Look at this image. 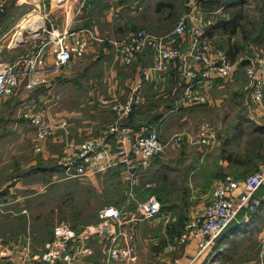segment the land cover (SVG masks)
Instances as JSON below:
<instances>
[{"label":"rangeland","instance_id":"obj_1","mask_svg":"<svg viewBox=\"0 0 264 264\" xmlns=\"http://www.w3.org/2000/svg\"><path fill=\"white\" fill-rule=\"evenodd\" d=\"M65 1H67L66 4ZM104 1L106 2L104 6L94 8L95 4L89 3L87 5V0L84 7L79 4L78 0H62V3L58 4L55 3V0H22L21 3L7 0V10L19 12V21L28 17L29 13H34V16L40 18L41 23L38 20L36 21L35 27L37 29L35 31L31 28V30L23 29L21 33L23 42L13 51H8L6 47L10 45V42L12 44L16 43L15 33L17 28L15 24L11 27L9 25L0 42L2 59L10 60L15 52H23L32 44H40L46 41L53 28L62 30L65 28L63 27L65 23L73 28L71 26L72 21L79 28L89 27L95 37L90 38L89 44L93 46L91 54H86L81 58H73L75 62L71 66V73L62 80V75L65 76L66 69L57 78L51 85V95L47 98H41L34 103H29L26 99L23 101L20 99L13 100V105L6 102L10 106L9 109H12L9 113H5L2 120H0V162H4L3 172L0 171V173L4 175V178H7L0 180L5 182L4 190L19 181L30 183L29 187L33 190V196L25 199V201L3 206L13 211H16L20 206L28 207V215L30 216L29 236H27L21 217H12V214L8 213L0 219V261L4 260L6 264L37 263L38 254L42 253L47 243L52 242L50 232L58 224L65 223L80 233H91L89 228L95 227L96 213L103 208L105 200L113 197L114 193L107 185V175L94 176L88 179L67 177L64 172L63 174L59 172L58 167L55 169L57 165L55 163L50 164L51 169L47 167H45V170L39 169L40 165H45L43 162L38 161L37 155L33 154L31 150V140L33 133L35 134V128L21 117L22 110L29 104L50 114L58 112L60 109L75 108L82 102L85 103L89 96L88 92H90V96L95 94V87L92 90V86H95V79L102 80L103 76L106 77L109 74L107 70L109 65L107 64L110 63L105 61H108L109 57L111 60V55L107 56L109 51L103 52V47H109L100 38L102 35L120 37L128 30L136 28L147 29L152 33L155 32L154 34H161L163 33L161 31L165 32L171 29L177 22V17L183 13L181 0H176L178 8H164L158 11L154 10L155 0H141L140 8L137 7L135 12H132L134 9L132 7L133 2L127 0L125 2L121 1L122 3L118 2L120 0H116L115 3L111 0ZM215 2L204 3V7L212 6V9H217L216 14L214 13L215 24L218 21L220 23L223 20L231 19L233 15H237V26L234 32L221 26H215L209 32L213 41L222 48L230 46V54L234 57L243 55L246 50L264 51V0H219ZM116 4L121 5L118 11L113 8ZM49 7L52 9L51 12L48 9ZM92 7L93 9H91ZM109 8L113 14L109 13ZM94 10L95 22L90 20L91 25H86L91 16H94ZM110 16L111 18H109ZM230 26L231 24L228 28ZM109 28L110 31L108 32ZM95 54L100 55L97 60ZM134 64L139 65L135 62ZM135 65L132 64L128 67V70L124 69V66H120L118 72L123 75L125 73L128 76L130 69L131 73L136 72ZM143 65L147 66L146 64ZM246 80L240 62L230 80L221 88H214L211 92V105H195L174 112L168 110L171 104L166 105V103H171L172 100L168 101L164 98L162 101V99L150 98L147 101L144 110L152 106L163 107L164 111L162 109V111L158 110L159 115L156 118H153V116L157 112L151 113L152 116H147L154 120L150 125L157 126L156 129L158 131L160 129L163 138L172 140L177 135H180L181 138H184L187 133L194 135L202 122H206L215 128L217 137L210 149L205 151L206 158H197L198 161L195 160V157L202 152L192 145L182 143L183 145L179 148L176 147L173 151L167 150L171 158H165L166 167L162 169V172H165V177L162 180L172 183V185L166 188V192L169 189L166 198L170 199L169 201L184 199L192 193L195 185L200 184L197 191L202 194V197L196 194L195 202L191 203L192 206L190 207V209L196 210L191 212L188 209L170 211L166 205L168 206L171 203L165 200V209L160 210L158 215L146 220L156 223L155 219H164L165 215L170 213V215L177 217L180 224H182V221L184 224L186 219L198 216L203 212L211 197L213 188L223 179L224 175H233V170H243L244 173L240 175H246L264 165V97L260 103H253L248 94L242 89ZM96 91L103 92V85L100 80L96 84ZM90 102H92L90 106L95 107V97ZM86 106L90 107L85 104L84 107ZM83 116L84 119L92 118V116L88 117L84 111ZM185 132L187 133L183 135ZM18 140L20 142L17 144ZM18 145L24 146L23 150L27 152L24 153V157L21 156L22 158H19L16 152ZM20 159L23 161L28 160V162L34 159L37 162L34 165L37 171L29 172L30 174L27 177L25 175L21 180H17L14 177L22 172L19 171V168H16V164ZM225 164H227V167H225ZM9 167L11 171L8 170ZM195 168L197 170L193 172ZM223 170H227V173H223ZM210 172H212V177L215 176L213 180L210 179ZM115 180L116 184H121L119 177ZM19 184L22 185L20 182ZM262 187L260 186L257 190L259 193L257 196L259 195V199L263 198V201L259 200L255 208L248 206L243 208L245 212H242L243 209L241 210L240 215L215 239L201 264L258 263L259 238L264 230V185ZM205 195L207 196L204 197ZM11 197L13 196L8 195L3 200H11ZM203 205L204 207L201 210L200 207ZM90 216L93 218L90 221L93 222L85 224L84 221ZM131 216L136 219L141 218L138 205L132 211ZM150 225L143 227V230L136 235L135 241L133 240L139 246L137 250L142 248V253L146 255H151L160 244L157 242L159 241L158 236L156 238V234H153L155 231L158 232L159 229H154ZM25 233V239L22 238L23 236L19 237V235ZM93 238H89V245L91 244L95 249L96 244L101 249L102 244L95 242ZM10 257L13 260H9ZM96 257L98 262L99 256L96 255ZM87 260L95 262V252L93 257H88Z\"/></svg>","mask_w":264,"mask_h":264},{"label":"built area","instance_id":"obj_2","mask_svg":"<svg viewBox=\"0 0 264 264\" xmlns=\"http://www.w3.org/2000/svg\"><path fill=\"white\" fill-rule=\"evenodd\" d=\"M211 1L214 0H188V8L178 17L175 25L164 33L154 34L136 28L121 38L112 39L114 58L122 64L132 63L146 49H151L154 56L149 65L140 67L134 85L123 102L118 100L114 89L109 95L101 97V104L109 106L116 116L104 133L75 143L67 139L69 124L76 116L74 111L48 116L43 109L26 107L21 116L35 128L33 150L41 152L44 141L60 132L64 136L66 150L59 159V165L67 177L88 179L125 163V177L133 182L135 173L147 167L155 155L167 148L168 142L150 124L134 131L121 120L140 103L139 90L150 79L152 72H167L173 62H177L176 74L184 82L176 98V107L204 102V86L219 79L230 80L240 62L247 79L242 89L253 103H260L264 97V51L246 50L243 55L230 58L226 50L209 35L216 22L217 9L201 7V3ZM79 2L84 6L86 0ZM5 6L6 0H0V19ZM91 37L95 36L89 27L74 31L69 26L62 30L53 28L46 41L32 44L15 59L0 58V104L20 87L32 90L39 85H52L73 58L88 54ZM183 39H186L185 47L181 45ZM215 138V129L206 122L199 124L194 135L186 134L188 142L205 147L213 144ZM179 139L181 136L177 135L174 141ZM263 183L264 165L243 179L226 175L219 181L203 212L184 221L179 243L195 240L198 244L196 254L188 264L198 262L243 208L256 207L260 200L257 190ZM138 210L141 217L151 218L160 213L161 204L155 197H149L139 203ZM98 218L101 221L98 228L106 231L110 225L121 224L122 213L108 205L99 210ZM89 231L91 233H80L65 223L56 225L52 242L47 243L42 253L38 254L37 264H78L76 246L94 235L95 227H90ZM259 242L257 264H264V230ZM103 253L106 254L107 263L110 258L117 259L121 254L114 244L107 246ZM170 264H178V259Z\"/></svg>","mask_w":264,"mask_h":264},{"label":"crops","instance_id":"obj_3","mask_svg":"<svg viewBox=\"0 0 264 264\" xmlns=\"http://www.w3.org/2000/svg\"><path fill=\"white\" fill-rule=\"evenodd\" d=\"M14 1L21 3L22 0H14ZM111 1L112 2L114 1V3H115L116 0H111ZM66 2L67 1H65V4H66ZM78 2H79V0H78ZM118 2L122 3L120 1H118ZM130 2H133L132 7H134V9L132 12H135L137 7L140 8V4H141L140 0H132ZM155 2H156V0H155ZM182 2H183L182 8H183V12H184L188 8V0H182ZM211 2H214V1H211ZM55 3L56 4L62 3V0H55ZM204 3H208V2H202L201 7H204ZM79 4H80V2H79ZM105 4L98 6V8H100L101 6H104ZM57 6H61V5H57ZM120 7H121V5L116 4L115 7H113V8H114V10L118 11V10H120ZM164 7L168 8V9H170V8L174 9L177 6L175 3L174 5L172 4V6L170 8H169V6H164ZM164 7H161V9H164ZM211 7L212 6L205 7V8H211ZM94 8H95V5H94ZM48 9L51 12V10H52L51 7H49ZM108 11L110 13L112 10L109 8ZM93 13H94V16H91L90 20H93L95 22V10L93 11ZM111 14H113V13L111 12ZM28 15H29L28 17L22 18L19 21L18 19L20 17V13L15 12L14 10H7V0H6V6H5L4 11L1 13V19H0V37H1L0 42L2 41V39L5 35V32H6L7 28L9 27V25L11 27L12 25L15 24V26L17 28L16 33H15L16 37L14 36L16 43L12 44L10 42L9 43L10 45H8V43H7L8 46L6 48L8 51H13L18 46H20V44H22L21 42H23V41L21 39V33H22L23 29H26V28L30 29L31 27H33L31 29L34 31V26H35L34 24H32L31 26H28L26 28L21 29V26L26 21V19H28L31 15H35V14L29 13ZM113 17H114V15H113ZM36 18L39 19V22H40V18H38V16ZM109 18H111V16ZM18 25H19V27H18ZM66 26L68 27V23H65L63 27H66ZM71 26H73V28H71V27H69V28L72 31L79 28L78 25H74L73 21H72ZM214 27H215V24L213 25V27L211 29H213ZM94 28H95V26H94ZM211 29H210V31H211ZM94 31H95V29H94ZM109 31H110V28L108 29V32ZM148 31H150V30H148ZM157 32H160V31H157ZM161 32L164 33V31H161ZM126 33L127 32L123 33L122 35H120V37H112L113 35L110 37L102 35L100 37L103 40V42L106 43L105 45L109 47V48L103 47L102 49L104 50L103 51L104 53L109 51L107 56L111 55V60H110V57L108 56L109 60L105 61L107 63H110V64H107V65H109L108 69H107L109 71V74L106 77L103 76L102 80L101 79H95V86H92V90H94L93 88L95 87V94H93V96H90V92H88L87 94L89 96L87 97L85 103L82 102V104H79L75 108L60 109L58 112H54V113H50V114L48 112L47 113L45 112L46 115H48V116H60V115L67 113L69 111L75 112L76 116H75V118H73L71 120V123L69 124V127H68V133H67V139L68 140L75 142V143H79V142L83 141L84 139H87V138L92 137V136H98V135L104 133L107 130L108 124L110 122H112L116 116L109 106H107V105L105 106V105L101 104V102H100L101 97L109 95L110 91L112 89H114L115 93L118 96V100L120 102H123L127 98V96L129 95V93H130V91L134 85V82L137 78V74H138L140 67L144 66L143 64L148 65L153 61L154 55H153V52L151 49H146L145 51L139 53V55L136 57V59L130 64H122L114 58V46L112 44V39L121 38ZM181 45L183 47L186 46V39L182 40ZM101 47H102V45H101ZM92 48H93V46H92V44H90V47H89L90 53H88V54H91V52L93 50ZM20 53L15 52L13 54L14 56L10 60L15 59ZM1 54H0V58H3ZM99 56H100L99 54H95V59L97 60ZM4 60H8V59H4ZM73 62H75L74 59H72L69 62V64L67 65V67H66L67 70L65 71V74H64L65 76L62 75V80L65 79L64 77L68 76L69 73H71L70 70H71V66H72ZM134 62L138 63L139 65L136 66L134 64ZM132 64L136 66V67L134 66L135 71H136L135 73H131L130 72L131 69H130L128 76L125 75V73H124V75L119 74L118 71L120 69V66H124V69L128 70V67H130ZM114 65H118L117 66L118 69H117V67H112ZM176 70H177V62H173V64L170 66V69L167 72H152L150 79L142 85V87L139 90V93L141 95V101L130 112V114L132 113V115H133L132 121H133L134 127L133 126H131V127L134 129V131L136 129H138L140 126L151 124L152 123L151 120H153V119H151V117H147V116H150L151 113H153V112L155 113L158 110H161L163 108L162 106H160V107L152 106V107L146 108V110H144L145 107L147 106V103H148L147 101L150 98L162 99V101L164 98L168 101L172 100L171 103L170 102L168 104L166 103V105L171 104L170 107L169 108L167 107V108H168V110L170 109V111L177 112L181 109L190 108V107H193L195 105H202V104L211 105L212 104L211 92L214 90V88H217V87L221 88L224 84H226L228 82V80H220L219 79V80L213 81L209 84H206L203 88L205 93H206V100L204 102L193 103V104H189V105L176 107V98H177L178 92L180 90V87L184 83L176 74ZM99 80L102 82V85H103V92L102 93L96 91V84ZM63 83H65V82H63ZM50 87H51V85L50 86L39 85V86H36L35 88H33L32 90H25L22 87L18 88L12 95L5 98L4 101L0 104V120H2L3 115L5 113H9V111L12 109V108L9 109L10 106H8V104H7L8 102H9V105H13V103H12L13 100L17 101L20 99L23 101L26 99L27 102L34 103V102H36V100L39 101L41 98H45V97L47 98V96L51 95V88ZM21 93H23V94H21ZM83 95H85V94H83ZM93 97H95V107L90 106L92 104V102H90V100H93ZM85 104L89 105L90 107H87V106L84 107ZM29 106H34V105L28 104L26 107H29ZM35 109L39 110V108H36V107H35ZM83 111L87 114L88 117L92 116V118L84 119ZM158 112H157V114H154V115H158ZM108 115H109V117H108ZM129 115H127L121 121L124 123V119L129 117ZM5 116H7V115H5ZM153 118H154V116H153ZM215 131H216V129H215ZM158 132L160 134V129ZM186 133L187 132H185L183 135H185ZM187 134H189V133H187ZM33 135H34V133H33ZM33 135H32V140H31V148H32L31 150H32L33 154L37 155L36 158H38V161L43 162L45 167H47L48 169H50L51 163L57 164V167L59 168V172L63 174L64 171H63L62 167L59 165V159L62 157V155H64L65 150H66L65 140L63 139L64 136L60 132H57V134L48 137L44 141L43 149L41 152H35L33 150V145H32ZM160 136H161V134H160ZM216 137H217V131H216ZM161 138H163V137L161 136ZM163 139L168 142L167 148L164 151H162L161 153L155 155L151 159V161L147 167H144L139 172L135 173L133 182H131L130 180H127L125 177V173H126V169H127V165L125 163H119L118 165H116L115 167L109 169L108 171H106L104 173L95 174V177L107 175V177H108L107 185L114 192L113 197H110L107 200H105L103 208L108 206V205H112V206L116 207L117 209L121 210L122 220H121V224L115 223L114 225H110L106 231H101L98 228L99 223L101 222L98 218V223H97V221H95V234L90 236V237L93 238L95 236V238H93V239H95V242L101 243L102 247L100 249V248H98V245L95 244V249H94L91 244L89 245L88 240L90 237L87 238L86 240H82V242H80L81 244L78 243V245L76 246V250L78 252V255H77V263L78 264H88V263L89 264H170L175 259H178V264H188L191 262V260L193 259V257L196 254L198 244L195 240H189L186 243H181V244L179 243L178 238H179V235L182 231L183 221H182V224H180L177 217H175L172 214L170 215V213L166 214L164 219H161V218L155 219L157 221L156 223L153 221H150V220H146L148 218H143L141 216H140L141 218H137V219L134 216L133 217L131 216V213L134 210V208L137 207V205H139V203L143 202L144 200L148 199L149 197H155L160 202V204L162 202H164L165 200H167V201L170 200V199L166 198L168 196V190H169L168 189L166 192V188L171 186L172 183L164 182L162 180L165 177V172H162L163 171L162 169L166 167L165 158H171V155H169V153L167 152L168 149L170 151H173V149H176V147L179 148V146L183 145L182 143L187 144V145H192L197 150L202 152L201 154H199L195 157V160H197V158H204V157L206 158V155H204L205 151L210 149V147L212 146V144L208 147L207 146L206 147L201 146L199 144H192V143L187 141L186 135L184 138L182 137L178 141H174V139H172V140H167L165 138H163ZM19 142H20V140L17 141V144ZM23 148H24V146H22V145L21 146L18 145V147H17L16 152H17L19 158L24 157L25 156L24 153H27L26 150H23ZM3 163L4 162H2V161L0 162V171H2L4 169ZM35 163H37V162H35L34 159H32L30 162H28V160L23 161L20 159L19 162L16 164V168H19L20 169L19 171H22V172L20 173V175H16L14 178H16L17 180L18 179L21 180V178H23V176L26 175V177H27L30 174L29 172H35V168H34ZM226 165L227 164H225V167H227ZM197 168H195L193 170V172H195L197 170ZM8 170L11 171V168L9 167ZM223 173H227V170H223ZM222 175H224V174H222ZM233 175H234V173H233ZM233 175L231 174L230 176L233 177ZM210 176H211L210 179H212V180L215 178V176L212 177V172H210ZM225 176L226 175H224L223 178ZM117 177L120 178V182H121L120 185L116 184L115 179ZM3 178H4V175L0 173V179L3 180ZM6 178L7 177H5L4 179H6ZM233 178H235V177H233ZM2 180H0V184H1L0 185V194H1V192H4L5 194L1 195L2 200L0 198V219H2L8 213H11L12 217H21L22 220L24 221V226H25V231L27 232V236H29L30 216L28 215V212H29L28 207L20 206L19 208H17L16 211H13L12 209H7V208H4L3 206L10 204V203H17V202H20L23 200L25 201V199H28L31 196H33V190H31V188L29 187L30 183H28V182L24 183L23 181L22 182L19 181L20 183H22V185H20L19 182L18 183L15 182V183H13L12 186H9V187L5 188V190H4L5 182ZM209 184H210V182H209ZM199 186H200V184L195 185V189L194 188L192 189V193L188 197H186L184 199L182 198L181 200L180 199H176V200L173 199L172 201H169L168 203H171V205H173L174 207L173 208L168 207V210H170V211L182 210L183 211V210L188 209V211H190V212L196 210L193 208L190 209V207L192 206L191 203L193 204L195 202L196 194L200 195V197H202L201 196L202 194L198 193V191H197ZM8 195L13 196V197H11L12 199L8 200V201H4L3 199H5ZM206 196L207 195H205L204 197H206ZM193 199H194V201H193ZM203 203H204V199H203ZM22 205H25V204H22ZM179 205H181V206L179 207ZM161 206H162V204H161ZM203 207H204V205L202 207H200V209L202 210ZM127 214H129V215L126 216ZM163 216L164 215L162 214V217ZM148 224H151L150 227H152L154 229H159V231H160V232L155 231L153 233V234H156L155 237L158 236L159 241H157V242L160 244H159V247H156V250L153 251L151 255H146L145 253H142V248H140V250L138 248V250H137V247H139V246H137V244H135V242H134L136 235L139 234V232L141 230H143V227H148ZM92 226H94V225H92ZM147 232L149 233V231H147ZM143 234H144V232H143ZM20 236H23L22 238L25 239L26 233L24 235H19V237ZM17 240H19V239H17ZM111 244H114V246L119 248L121 254H120V257L117 259L110 258L109 263H107V262H105L106 254L103 253V250ZM72 249L74 250L75 247L73 246ZM94 252H95L96 261L95 262L94 261L89 262V260H87V258L88 257L92 258ZM206 254H207V251H205V253L199 258V260H197L198 262L192 263V264H201V262L206 258ZM96 255L99 256L98 262H97ZM14 259H16V258H14ZM9 260H13V259L10 257ZM37 263H34V264H37ZM0 264H6V262L4 260H2V261H0Z\"/></svg>","mask_w":264,"mask_h":264},{"label":"trees","instance_id":"obj_4","mask_svg":"<svg viewBox=\"0 0 264 264\" xmlns=\"http://www.w3.org/2000/svg\"><path fill=\"white\" fill-rule=\"evenodd\" d=\"M125 2L126 0H120V2ZM127 1H132V0H127ZM141 1V0H140ZM215 1H219V0H214V2ZM239 1H241V0H239ZM225 2V1H224ZM89 3H91V4H95V7H98V6H100V5H102V4H105L106 2L104 1V0H87V5L89 4ZM176 3V0H156V2H155V7H154V9H155V11H158L159 9H161V7H164V6H169V8L172 6V4L174 5ZM180 3L182 4L183 2H182V0L180 1ZM180 3H179V5H180ZM216 3V2H215ZM214 4V3H213ZM165 8V7H164ZM175 8H178V7H175ZM91 9H93V7L91 8ZM177 12H178V10H177ZM237 15H233L232 17H231V19H228V20H223V21H221L220 23H219V21L215 24V26H221L222 28H224V29H229L231 32H234L235 31V29H236V26H237ZM90 20V19H89ZM90 21H87V24L86 25H91L90 23H89ZM221 24V25H220ZM229 24H231V26H230V28H228L229 27ZM232 46V45H231ZM225 50H226V52H227V54H228V56L230 57V58H233L234 56H231V54H230V52H231V47L229 46V47H227V48H224ZM235 58V57H234ZM159 115V114H158ZM158 115H154V117L156 118ZM132 117H133V115H132V113L129 115V117H127L126 119H124V123L125 124H127V125H130V126H133L134 127V125H133V121H132ZM152 122L154 121V120H151ZM228 158V157H227ZM228 160H229V158H228ZM56 167H57V165L55 166V169H56ZM39 169H46L45 168V166H39ZM51 169V168H50ZM58 169V168H57ZM35 171H37V170H35ZM255 171V170H254ZM253 172V171H252ZM233 173H234V175H235V178L236 179H243L246 175H240V174H243L244 172H243V170H240V171H234L233 170ZM264 185V184H263ZM263 185H261V187L263 186ZM263 188V187H262ZM259 189V188H258ZM5 193L4 192H1V195H4ZM257 194H259L258 192H257ZM259 196V195H258ZM263 198H261L260 200L261 201H263L262 200ZM260 201V202H261ZM165 202V201H164ZM164 202H162V206H161V210H163V209H165L164 207H165V204H164ZM166 207H169V208H173L174 206L173 205H169L168 204V206L166 205ZM242 212H245V209H243L242 210ZM240 213H241V211L239 212V214H238V216L240 215ZM91 218H92V216H90V217H87V220L86 221H84V223L85 224H89L90 222H93V221H90L91 220ZM93 219V218H92ZM97 219H98V212L96 213V215H95V221H97ZM23 223H24V221H23ZM25 227V226H24ZM74 227V226H73ZM74 229V228H73ZM49 232H50V230H49ZM219 236V235H218ZM50 237L53 239V229H52V231L50 232Z\"/></svg>","mask_w":264,"mask_h":264},{"label":"bare ground","instance_id":"obj_5","mask_svg":"<svg viewBox=\"0 0 264 264\" xmlns=\"http://www.w3.org/2000/svg\"><path fill=\"white\" fill-rule=\"evenodd\" d=\"M31 14V13H30ZM37 16H34V15H31L28 19H26V21L22 24V26H21V29H23V28H26V27H28V26H31L32 24H36V21L38 20L39 21V19H37L36 18ZM41 23V22H40ZM39 24V23H38ZM39 26V25H38ZM18 27H19V25H18ZM31 28H33V27H31ZM27 29V28H26ZM37 28L34 26V31L36 30Z\"/></svg>","mask_w":264,"mask_h":264}]
</instances>
